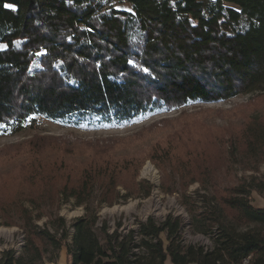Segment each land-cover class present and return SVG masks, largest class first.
Returning a JSON list of instances; mask_svg holds the SVG:
<instances>
[{"label":"trees","instance_id":"16d2710c","mask_svg":"<svg viewBox=\"0 0 264 264\" xmlns=\"http://www.w3.org/2000/svg\"><path fill=\"white\" fill-rule=\"evenodd\" d=\"M0 46V132L9 136L35 117L121 125L155 110L264 92V0H0ZM248 136L246 152L264 154V129ZM111 168L87 163L55 193L56 204L73 199L85 210L69 244L61 217L36 208L32 220L15 209L24 249L17 258L2 252L0 264H35L46 248L63 247L67 264H264V209L251 204L252 193H264V176L219 196L182 197L188 231L210 236V247L182 245L183 222L169 214L140 224L145 253L130 255L133 232L118 240L104 223L96 230V212L148 198L151 186L138 182L120 196ZM44 216L53 234L34 225Z\"/></svg>","mask_w":264,"mask_h":264},{"label":"rangeland","instance_id":"374dc122","mask_svg":"<svg viewBox=\"0 0 264 264\" xmlns=\"http://www.w3.org/2000/svg\"><path fill=\"white\" fill-rule=\"evenodd\" d=\"M119 8L129 9L126 5ZM254 128L264 129V92L226 102L192 103L169 112L155 110L121 125L104 124L92 117L64 121L35 117L16 135L0 132V254L12 251L15 258L22 254L24 232L17 225L15 211L19 207L27 209L32 220L37 209L61 217L69 244L71 225L85 215V210L75 206L73 199L56 204L55 193L75 181L81 166L103 161L116 167V191L120 196L138 182L150 185L151 192L145 199H120L111 207L102 204L96 212V230L104 223L109 231L131 232L138 227V233L147 219L159 224L171 214L183 222L182 245L210 247V236L188 231L182 197L197 201L200 196H219L251 178L264 176V154L259 152L256 157L246 152L245 143ZM148 165L153 168L151 175L144 174ZM38 169L40 175L27 178L31 170ZM251 204L264 207V193H252ZM34 225L53 234L45 216ZM159 238L166 245L165 235ZM63 251L64 247L58 251L46 248L35 264H63L59 256ZM164 264L171 262L167 258Z\"/></svg>","mask_w":264,"mask_h":264},{"label":"built area","instance_id":"2783aa9c","mask_svg":"<svg viewBox=\"0 0 264 264\" xmlns=\"http://www.w3.org/2000/svg\"><path fill=\"white\" fill-rule=\"evenodd\" d=\"M133 230H138V227H133ZM106 233L108 235H112L113 233H116L118 240H121L127 236L130 235V230H125V231H114L113 229L111 231L106 230ZM131 240H138L139 241V249H136V255H141L145 253V250H142V245H141V241H146V240H140V234L138 233V239H131ZM246 261V260H245ZM245 261L243 262L245 264Z\"/></svg>","mask_w":264,"mask_h":264},{"label":"bare ground","instance_id":"6f19581e","mask_svg":"<svg viewBox=\"0 0 264 264\" xmlns=\"http://www.w3.org/2000/svg\"><path fill=\"white\" fill-rule=\"evenodd\" d=\"M152 172H153V168L150 167L149 165L144 169V174H146V175H151ZM120 231H122V230H120ZM131 232H133L132 239H138V233L136 232V230L132 229ZM140 240H144V238L142 236H140ZM136 249H139V241L138 240H132L130 255H136ZM142 250H145L144 246H142ZM245 263H246V261H245Z\"/></svg>","mask_w":264,"mask_h":264},{"label":"crops","instance_id":"0c3cea01","mask_svg":"<svg viewBox=\"0 0 264 264\" xmlns=\"http://www.w3.org/2000/svg\"><path fill=\"white\" fill-rule=\"evenodd\" d=\"M255 208H258V209H264L263 206H256ZM60 258L62 259L63 261V264H67V257H66V252L63 251V252H60Z\"/></svg>","mask_w":264,"mask_h":264}]
</instances>
